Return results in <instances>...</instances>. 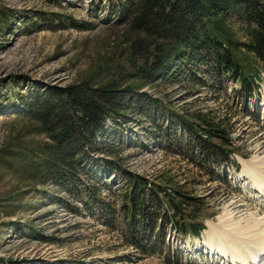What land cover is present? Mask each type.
I'll return each mask as SVG.
<instances>
[{"label":"rangeland","instance_id":"374dc122","mask_svg":"<svg viewBox=\"0 0 264 264\" xmlns=\"http://www.w3.org/2000/svg\"><path fill=\"white\" fill-rule=\"evenodd\" d=\"M123 2L0 0V264H230L209 252L203 232L198 237L189 230L176 231L165 220H158L155 229H142L143 241L154 249L142 252L131 245L122 206L129 190L124 171L167 188L177 186L200 200L193 212L206 226L218 223L227 211L264 216V197L241 175L239 162V157L264 158L261 61L247 54L242 63V71L256 84L252 94L211 65L197 70L203 83L190 81L186 68L162 81L133 78L129 74L138 61L130 52L133 36L119 21ZM227 18L238 30L235 17ZM89 79L131 84L142 100L117 122L107 117L105 144L116 155L90 150L93 160L105 161L77 180L81 190L65 191L32 173L38 156L30 152L45 134L33 119L15 112L27 91ZM176 112H200L226 128L235 164L208 158L195 147L181 123L171 121ZM102 136L98 132L96 139ZM87 184H94L98 193L92 194ZM137 219L135 224L141 222Z\"/></svg>","mask_w":264,"mask_h":264},{"label":"trees","instance_id":"16d2710c","mask_svg":"<svg viewBox=\"0 0 264 264\" xmlns=\"http://www.w3.org/2000/svg\"><path fill=\"white\" fill-rule=\"evenodd\" d=\"M121 11L119 21L126 23L133 36L129 47L131 56L138 61L133 65V74H129L131 77L147 82L162 81L186 68L192 73L190 81L198 79L203 83L197 70L211 65L216 73L238 81L246 94L253 93L254 78L244 74L242 63L247 54H253L264 67V0H124ZM228 15L235 17L238 30L230 24L233 21L229 22ZM37 91L30 90L25 97L20 96L18 102L22 106L15 112L33 119L38 131L45 134L37 150L30 152L38 156L31 171L65 191L70 187L81 190L77 180L88 177L89 169L99 160L105 161L104 158L93 160L90 150L110 157L116 155L114 148L105 144L107 117L115 122L125 118L131 106H140L142 99L131 84L120 86L114 79L107 84L89 79L63 86L46 85ZM174 115L168 117L181 123L190 133L194 146L198 144L208 158L216 156L221 161H234L229 157L235 147L226 128L205 119L200 112ZM98 132L103 136L97 140ZM122 176L129 189L122 206L131 245L142 252L146 247L154 249L147 240L143 241L141 232L145 227L155 229L158 220L167 221L176 231L189 230L199 235L204 225L193 209H197L200 200L177 186L167 188L150 183L129 171H124ZM87 185L92 194L98 193L94 184ZM161 204L159 210L156 206ZM190 206L192 209L187 211ZM137 218L141 219L139 224H135ZM186 219L190 221L185 224Z\"/></svg>","mask_w":264,"mask_h":264},{"label":"bare ground","instance_id":"6f19581e","mask_svg":"<svg viewBox=\"0 0 264 264\" xmlns=\"http://www.w3.org/2000/svg\"><path fill=\"white\" fill-rule=\"evenodd\" d=\"M244 178L249 179L256 193L264 197V158L254 155L239 157ZM243 178V177H242ZM209 252L227 259L230 264H264V216L224 213L218 223L209 221L202 231Z\"/></svg>","mask_w":264,"mask_h":264}]
</instances>
